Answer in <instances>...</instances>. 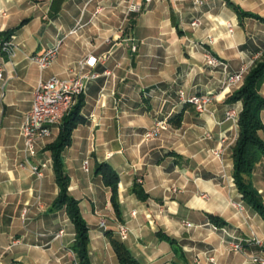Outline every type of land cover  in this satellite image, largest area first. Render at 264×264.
I'll return each instance as SVG.
<instances>
[{
    "label": "crops",
    "instance_id": "1",
    "mask_svg": "<svg viewBox=\"0 0 264 264\" xmlns=\"http://www.w3.org/2000/svg\"><path fill=\"white\" fill-rule=\"evenodd\" d=\"M132 1L140 11L127 12ZM237 9L248 15L239 17ZM194 18L200 23L193 28ZM9 30L6 38L2 33ZM2 40L16 48L10 59L0 48V264H78L74 226L65 209L55 206L59 189L46 150L59 127L26 162L19 126L37 82L73 76L89 54L97 58L91 70L99 77L86 83L84 121L63 150V167L88 226L90 264H118L111 239L140 264H252L250 255L259 247L248 241L255 235L264 248V222L233 181L238 126L225 112H239L242 104L226 101L235 88L226 87L225 79L264 50V0H0ZM57 42V55L44 70L29 60ZM206 51L224 66L206 65ZM179 90L185 97L213 98L199 113ZM259 92L264 96V81ZM260 116L264 125V109ZM163 120L167 128L143 140ZM259 136L264 141V128ZM102 162L118 175V214L111 189L95 172ZM41 163L37 178L30 165ZM248 179L264 203V160ZM209 214L225 224L215 226ZM120 224L128 228L124 240L116 234ZM233 238L240 239L243 253L229 249Z\"/></svg>",
    "mask_w": 264,
    "mask_h": 264
},
{
    "label": "trees",
    "instance_id": "2",
    "mask_svg": "<svg viewBox=\"0 0 264 264\" xmlns=\"http://www.w3.org/2000/svg\"><path fill=\"white\" fill-rule=\"evenodd\" d=\"M239 17L248 13L237 9ZM14 30L2 33L6 38ZM264 81V52L254 62L249 71L245 74L240 87L226 98L228 103L240 101L242 108L238 113L237 126L238 135L231 148L232 177L237 190L245 204L253 209L264 221V203L257 190L248 179L255 166L264 160V141L259 136V131L264 128L260 112L264 109V96L259 89ZM83 106L82 94L79 95L69 111L63 116L58 124L57 136L46 145L52 160L55 181L58 186V195L55 199V206L63 207L71 220L75 239L72 244L78 264H90L88 257V226L81 215L79 202L68 192L69 177L63 167V150L70 144L73 129L84 117L81 114ZM95 172L100 174L105 185L111 189V204L118 214L117 202V173L105 162L97 163ZM138 197L143 198L145 193L135 184L133 188ZM210 221L217 227H222L225 222L216 215L209 214ZM111 243L117 256L118 264H140L131 254L126 246L119 240L111 239ZM264 249V248H263Z\"/></svg>",
    "mask_w": 264,
    "mask_h": 264
},
{
    "label": "built area",
    "instance_id": "3",
    "mask_svg": "<svg viewBox=\"0 0 264 264\" xmlns=\"http://www.w3.org/2000/svg\"><path fill=\"white\" fill-rule=\"evenodd\" d=\"M154 0H143L144 5L151 3ZM208 0H194L196 5H202ZM141 5L135 1L130 2L127 7V12H138L141 10ZM200 23L199 18H194L190 22L191 27H196ZM227 28L231 31V24L227 23ZM59 42L47 47L42 53L29 56V60L37 65L40 70H44L54 60L58 52ZM134 50L135 47L131 46ZM0 48L6 53L8 58H12L15 55V44L9 40H2L0 42ZM205 64L211 67L224 66L223 62L213 56L209 52L204 54ZM97 58L91 54L87 55L84 59L78 62L77 72L71 77H58L51 76L46 80H39L34 88L33 97L31 101V107L25 114L20 126L19 134L23 139V154L26 162H29V158L34 157L37 154L38 142L40 140H50L52 137V129L57 126L63 116L69 111L71 106L75 103L76 98L83 94L86 83L99 77L97 72L91 69L95 66ZM248 65H243L236 72L227 74L225 83L226 87L238 88L241 86L245 74L249 71ZM5 77V65L0 62V81H3ZM179 97L183 101L190 103L194 106L195 110L199 113H203L207 110V104L212 100L211 94L204 95H189L184 96V92L179 90ZM238 111L229 107L225 112V119L237 122ZM167 128L166 122L156 121L155 124L147 129L143 133V140H151L157 137L162 130ZM206 136L210 138V134L206 133ZM213 153H216L213 150ZM44 164L30 165L31 172L37 177L41 178L43 175ZM82 168L84 171H88V161L84 160ZM101 226L104 225L102 220ZM190 225V223H186ZM58 235L63 234V230H59ZM120 240H124L128 234V228L124 224H120L116 231ZM232 251H239L241 246L237 243H232L229 246ZM251 260L254 263L264 264V260L257 256H251ZM207 259L211 262L214 261L213 256H208ZM196 264H199L197 259L194 260Z\"/></svg>",
    "mask_w": 264,
    "mask_h": 264
},
{
    "label": "rangeland",
    "instance_id": "4",
    "mask_svg": "<svg viewBox=\"0 0 264 264\" xmlns=\"http://www.w3.org/2000/svg\"><path fill=\"white\" fill-rule=\"evenodd\" d=\"M263 52H264V50H263ZM263 52H262V53H263ZM260 55H261V54H260ZM260 55L257 57V59L260 57ZM257 59H256V60H257ZM256 60H255V61H256ZM255 61H253V62L251 63L249 69H250L251 66L254 64ZM235 89H237V88H235ZM207 94H210V93H207ZM189 104H190V103H189ZM238 205L241 207V204H240V203H239ZM256 213H257V212H256ZM259 217H260V216H259ZM260 218H261V217H260ZM261 219H262V218H261ZM262 221H263V219H262ZM263 222H264V221H263ZM248 242H249V243H252V244H255L256 246L259 247V248H258V251H257V252H254L253 254H251L250 257H251V256H257V257H260V258H262V259L264 260V249H262V241H261V239L256 238L255 235H253L252 238H250ZM232 243H237V244H239V245L241 246V249H240L239 251H237V252H240V253H243V252H244V248H243L242 244L240 243V239H239V238H233L231 244H232ZM250 260H251V258H250ZM251 262H252V264H259V263H254L252 260H251Z\"/></svg>",
    "mask_w": 264,
    "mask_h": 264
}]
</instances>
